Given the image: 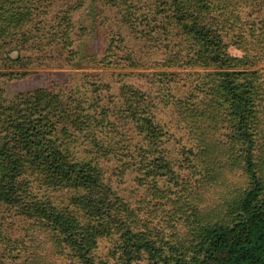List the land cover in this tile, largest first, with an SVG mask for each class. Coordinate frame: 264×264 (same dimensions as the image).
Instances as JSON below:
<instances>
[{"label": "rangeland", "instance_id": "rangeland-1", "mask_svg": "<svg viewBox=\"0 0 264 264\" xmlns=\"http://www.w3.org/2000/svg\"><path fill=\"white\" fill-rule=\"evenodd\" d=\"M46 1L47 6L38 11V20L42 21L37 25L39 32L32 31L33 38L24 43L12 42L0 52V100L8 103L45 89L51 96L57 94L59 99L67 100L77 113L97 116L104 104L114 107L115 114L122 104L121 88L131 87L141 96L144 118L151 119L161 133L156 146L159 159L167 164L166 175L155 182L145 177L136 156L149 151V136L147 130L140 133L128 119L116 121L129 138L117 136L116 140H122L119 150L103 159L93 141H102V131L95 130L92 122V130L80 132L68 123L69 118L55 123L56 118L49 116L57 143L68 160L96 169L97 174H90L97 178L96 191L100 193L95 195L85 187H66L43 167L24 169L17 178L21 200L17 208L0 202V262L87 264L76 256V249L67 245L71 241L67 235L72 233V239L79 242L88 229L103 233L90 253L92 264H125L122 231L116 228L122 221L120 204L127 209V217L137 215L139 227L145 226L160 259L158 264L191 262L197 244L195 220L201 217L202 224L224 218L229 212L232 219L239 220L233 201L250 186L241 172L243 163H239L245 157L242 150L246 146L230 139L234 131L227 118L218 131L211 133L216 148H207L196 140L188 119L181 114L184 103L198 101L206 94L197 90L200 86L210 82L214 73L225 71L205 60L196 66L185 63L194 55L190 42L174 25L173 18L166 17L180 1L183 8L194 9V0H179L170 10L166 5L173 1L165 0L167 4L161 6L164 13L158 16L154 9L161 0H132L131 5L126 0H116L114 5L110 0ZM212 14L217 16L219 12ZM234 14L237 21L233 30L228 28L220 34L224 52L234 57L246 55L249 62L244 71H255L259 77L258 96L253 95L254 118L248 119L247 129L254 139L252 160L264 189V0H239ZM64 34L70 41L66 47ZM237 44L244 46L245 52ZM213 79L218 85L222 76L214 75ZM4 107L5 114L12 117H20L22 109L26 116L31 113L25 105ZM4 135H0V142ZM102 192H106V202L111 201L114 210H119L116 218L111 213V218L104 217L105 229L78 204V199L93 200L101 207L98 200L104 201ZM25 206L32 210L23 212ZM56 219L80 228L72 227L62 234L61 228L53 230ZM154 263L147 254L131 262Z\"/></svg>", "mask_w": 264, "mask_h": 264}, {"label": "trees", "instance_id": "trees-1", "mask_svg": "<svg viewBox=\"0 0 264 264\" xmlns=\"http://www.w3.org/2000/svg\"><path fill=\"white\" fill-rule=\"evenodd\" d=\"M115 1L108 2L114 5ZM172 1L171 5H166L165 0L160 2L157 0L159 5L155 4V15L164 13L161 10L162 5H166L170 10L171 6L179 0ZM229 1L231 3L226 0L222 2L221 0H198L196 2L194 0V5H196L194 9L186 6L183 8L180 1L175 5L170 16L166 17L167 19L173 18L174 25L187 36V41L190 42L194 55L186 59L185 63L188 66H196L197 62L205 60L217 65L218 69L225 70L220 74L214 73L209 79L210 82H206L203 87L200 86L197 90L205 91L206 94L202 92L198 101L190 104L184 103L181 107L184 111L181 114H185L184 118L188 119L191 129L197 135L196 140L207 148H216L211 133L218 131L219 124L227 118L230 129L234 131L230 139L234 141L233 143L240 142L241 145L246 146L242 150L245 157L240 159L239 163H243L241 172L250 181L249 188L237 195L233 201L236 206L233 211L238 212L239 220L230 217L232 212L224 218L219 217L202 224H200L202 218L198 217L195 220L197 244L194 247L192 260L191 262L179 261L176 264H264V189L256 175L252 160L254 139L247 129L248 119L254 118L255 99L253 95L258 96L256 90L260 88L259 77L255 71H244L246 68L244 66L249 62L246 55L234 57L224 52L225 44L220 31L223 32L228 28L229 31L233 30L234 21H237L234 6L239 0ZM131 2L132 0L129 2L126 0L128 5H131ZM46 4H48L46 0H0V52L12 42L22 41L24 43L27 38H33L32 31L39 32L37 25L42 21L38 20L41 14L38 11L47 6ZM214 12H219V14L213 15ZM64 38L63 46H69L70 41L66 34ZM239 40H242V37H239ZM238 49L245 52L242 45H238ZM7 60L11 61V59ZM249 64L251 66V63ZM214 75L222 76L218 85V82L213 79ZM212 82L213 84L210 85ZM214 89L218 90V93H214ZM119 96L122 104L115 109V114H113L114 107L110 108L104 104L97 116L82 113V111L77 113L76 108L69 107L67 100L59 99L57 94L51 96V93L45 89H37L26 95L18 96L8 103L0 100V135L5 134L0 142V202L17 208L16 204L21 201L17 178L24 169L38 167L45 168L54 180L66 187L74 189L85 187L95 195L100 193L96 191L97 178L90 174V171L97 174L96 169H90L87 164L75 165L68 160V156L64 154L65 150L60 143H57L58 138L55 136V129L52 128L51 123L49 124V116L56 118L55 123L69 118L68 123L80 132L92 130L90 123L92 122L95 130L102 131V141L100 139L93 141L94 148L103 159L119 150L122 140H116L117 136L129 138V135L124 133L125 128L123 129L116 121V118L128 119L135 128L139 129L140 133L147 130V136H149V151L136 156L139 158L137 164L145 170V177L155 182L156 179L166 175L167 164L159 159L156 146L160 144L158 141L161 133L157 127L152 125L151 119L144 118L140 107L141 96L138 91L127 86L121 88ZM4 104L10 107L25 105L31 113L26 116L25 110L22 111V109L21 112L19 111L20 117H12V115L5 114ZM41 110L45 112L40 113ZM114 116L116 117L113 120ZM202 152H207V150ZM126 154L131 156L130 150H127ZM101 195L104 199V201H101V198L98 200V203L103 204L101 207L94 204L93 200L78 199V204L83 211L96 219L99 227L105 229L102 223L104 217L111 218L110 213L115 217L119 210H114L115 204L111 201L106 202L108 200L106 192H102ZM121 207H123L122 204L119 205L123 212L119 216L122 221L119 226L116 225V228L119 232L122 231V257H124L125 264L139 260L144 254H147L155 262L154 264H158L160 259L158 260L156 251L155 253L153 251L155 248L146 230L143 229L145 226L139 227L137 215V218L133 215L127 217L125 214L127 209ZM25 210L29 212L32 208L22 207V211ZM63 221L65 220L57 221L56 219L53 223V230L61 228L62 234L67 229L72 230L73 225H68ZM78 228L80 227H73V229ZM102 235L100 231L86 229L82 239L77 242L76 239H72V233H70L67 236L71 241L67 242V245L76 249V256L84 263L92 264L90 253L96 247L97 238Z\"/></svg>", "mask_w": 264, "mask_h": 264}]
</instances>
